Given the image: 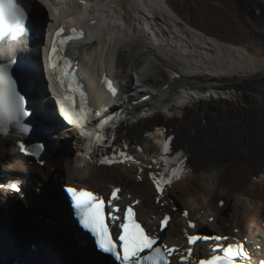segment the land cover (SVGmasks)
<instances>
[{
	"label": "bare ground",
	"instance_id": "1",
	"mask_svg": "<svg viewBox=\"0 0 264 264\" xmlns=\"http://www.w3.org/2000/svg\"><path fill=\"white\" fill-rule=\"evenodd\" d=\"M57 1L65 14L63 24L76 19L88 30L87 40L75 45L72 54L93 103L104 108L119 104V91L110 95L96 83L97 77L108 74L124 94L128 88L130 92L150 86L151 101L159 108L153 117L130 121L116 133L119 142L125 139L140 146L134 151L136 159L112 168L96 164V176L138 199H152L153 214L174 216L183 237L192 235L190 221L205 231L241 233L253 241L258 260L264 261V0ZM42 55L37 58L45 62ZM67 118L71 124H64L65 140L57 147L76 159L83 132L79 123ZM16 134L3 139L5 148L20 141ZM168 137L171 151L186 156L188 173L158 202L149 172H161V147ZM62 157L63 152L58 162ZM16 159L10 156L1 163L0 178L10 181L24 173L31 182L29 191L47 198L44 215L58 225L55 211L60 212L61 203L52 182L64 183L71 169L62 167L56 176L49 175ZM10 194L0 192V247L7 250L1 257L0 249V264L9 261L18 240L28 238L10 214L24 199ZM72 244L69 255L82 256ZM23 251L20 247L17 252ZM50 258L45 264L56 261Z\"/></svg>",
	"mask_w": 264,
	"mask_h": 264
},
{
	"label": "snow or ice",
	"instance_id": "2",
	"mask_svg": "<svg viewBox=\"0 0 264 264\" xmlns=\"http://www.w3.org/2000/svg\"><path fill=\"white\" fill-rule=\"evenodd\" d=\"M26 19L25 9L17 3V0H0V40L5 39L11 35L12 39H15L18 34L23 31L24 20ZM63 28L58 29L55 32V37H60L63 33ZM75 34V29L72 30ZM82 35V33H81ZM74 36H67L64 39H54L52 47L48 56L49 68L52 76L60 87L61 91L65 93V99L72 102L76 107V101L74 99L75 94H79V104L77 110V116L87 122L91 123L93 120L101 116L100 112H93V110L87 107L86 95L80 90L82 86L77 85L76 89H72L71 83L65 87L66 81L70 76L74 74L68 70L69 61L64 58L60 53L63 51V45L73 39ZM10 64L0 65V132L6 134L9 125H16L24 132H29L31 129L25 123L22 118L27 117L30 113L26 110V100L23 95L16 89V81L12 78L9 71ZM109 91L113 96L116 95V89L112 86L111 81H105ZM71 92L72 94H69ZM114 114H109L103 119H99L96 123V135L93 139L92 146L89 148V153H92L102 148L107 142V135L105 133L106 127H114ZM171 137H168L161 147L162 170L157 174L149 172V176L155 185L156 192L163 195L165 186H170L174 180H179L186 174L187 169L183 166L186 157L182 152L175 153L174 157H170ZM127 147V145H125ZM21 150H24V145H21ZM45 150V145L38 143L32 146L28 151V155L35 156L40 163L43 160L40 159L41 153ZM119 156L126 160H133V157L127 155L125 152L120 151ZM117 162H123L118 160L115 155L111 158L103 156L100 160V164H112ZM155 163V161H153ZM10 187L16 192H20V189L12 184ZM66 192L69 194L72 206L75 210V215L79 221V224L83 229L94 237V243L98 251L106 254H110L115 257L119 264H170L169 257L177 251L175 247H169L167 245H158V237L153 235L150 230L146 231L145 227L141 223L137 222L134 218L135 213L132 207L129 206L121 219V217L111 214L110 219L112 226L116 230L118 240L113 239V233L110 230L109 224L106 223L105 216V203L101 196L94 194L92 191L85 188L67 187ZM120 192L119 188L112 191V199H118L117 193ZM139 203V201H137ZM223 205V201L220 202ZM111 205V201H109ZM120 209L113 207L112 212H119ZM188 216V213H184ZM170 217L164 215L159 221L161 230L167 226ZM117 221H120L118 224ZM189 227L196 228V225L189 222ZM228 237L222 236H201L198 234L187 235V242L189 245L195 244L197 241L213 240L217 243L211 249V254L207 258L199 259L198 264H238L241 258L247 259L248 253L244 250L243 244L234 243H220L221 241H227ZM187 255L181 257L182 262L188 261V258L192 255L193 249L187 248ZM264 264V261H261Z\"/></svg>",
	"mask_w": 264,
	"mask_h": 264
},
{
	"label": "water",
	"instance_id": "3",
	"mask_svg": "<svg viewBox=\"0 0 264 264\" xmlns=\"http://www.w3.org/2000/svg\"><path fill=\"white\" fill-rule=\"evenodd\" d=\"M30 205L33 207L31 202ZM1 210L0 205V215ZM60 211L59 226L55 227L52 225L54 219L47 218L41 208L33 211L28 207L27 201L19 202L15 212L20 214V224L28 238L24 244L18 243L19 247L24 249L23 253L19 254L16 250L13 255L29 264H45L51 256H55L56 261H53V264H119L114 258L100 254L95 246L94 237L81 227L72 202L63 195ZM66 235L68 236L64 237ZM72 243L77 245L76 249L78 248L82 256L69 255L73 252ZM31 244L37 247L36 251L31 250Z\"/></svg>",
	"mask_w": 264,
	"mask_h": 264
},
{
	"label": "rangeland",
	"instance_id": "4",
	"mask_svg": "<svg viewBox=\"0 0 264 264\" xmlns=\"http://www.w3.org/2000/svg\"><path fill=\"white\" fill-rule=\"evenodd\" d=\"M36 194V197L37 198H35L36 200H37V202H42V201H44V202H46L47 201V198H46V196H44L43 194L44 193H41V194H39V192L37 193H35ZM59 194H60V192L58 191V196H59ZM59 199H60V196H59ZM0 203H3V201L1 200V198H0ZM28 207L30 208V209H32L33 211L36 209H38L36 206H34V207H31V205L30 204H28ZM180 207H181V205H180ZM233 210V209H232ZM2 212V211H1ZM1 249V248H0ZM1 251V250H0ZM2 251H5V248H2Z\"/></svg>",
	"mask_w": 264,
	"mask_h": 264
}]
</instances>
